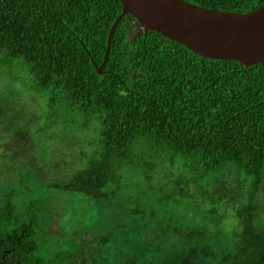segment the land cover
Segmentation results:
<instances>
[{
  "label": "trees",
  "instance_id": "trees-1",
  "mask_svg": "<svg viewBox=\"0 0 264 264\" xmlns=\"http://www.w3.org/2000/svg\"><path fill=\"white\" fill-rule=\"evenodd\" d=\"M187 1L235 12L264 3ZM121 11L120 0H0V67L11 76L15 64L25 67L28 87L45 99L47 127L95 133L82 176L50 187L102 200L108 197L105 188L115 194L128 169L167 200L227 203L238 223L221 261L264 264V62L245 66L196 54L159 32L137 30L138 22L125 14L99 73L109 30ZM25 163L28 177L42 186L44 169L37 172ZM55 192L19 209L12 192L0 200V264L71 259L72 251L62 250L47 260L39 256L59 211L56 202L64 197ZM157 224L163 233L177 231L160 219ZM184 234L178 244L187 247L199 232ZM153 235L155 241L160 237ZM201 255L219 258L207 250Z\"/></svg>",
  "mask_w": 264,
  "mask_h": 264
},
{
  "label": "rangeland",
  "instance_id": "rangeland-1",
  "mask_svg": "<svg viewBox=\"0 0 264 264\" xmlns=\"http://www.w3.org/2000/svg\"><path fill=\"white\" fill-rule=\"evenodd\" d=\"M12 75L0 67V200L12 192V203L19 209L33 197L44 198L45 192L64 196L56 202L59 211L52 217V233L46 236L41 258L47 260L62 250L73 253L65 264H225L220 258L230 252L238 223L227 203L185 205L167 200L128 169L122 171L115 194L105 188L108 197L102 200L53 190L51 182H73L82 176L90 164L95 133L60 124L47 127L45 99L28 87L25 67L15 64ZM26 160L37 172L44 169L42 186L28 177ZM261 196L264 204V191ZM136 209L141 213L132 212ZM159 219L177 231L161 232ZM42 220L44 225L50 222L47 216ZM189 229L199 234L183 247L178 243ZM151 232L165 243H155ZM203 250L216 252L219 258H204Z\"/></svg>",
  "mask_w": 264,
  "mask_h": 264
},
{
  "label": "water",
  "instance_id": "water-1",
  "mask_svg": "<svg viewBox=\"0 0 264 264\" xmlns=\"http://www.w3.org/2000/svg\"><path fill=\"white\" fill-rule=\"evenodd\" d=\"M122 11L113 22L102 63L103 72L116 27L125 14L143 31L154 30L192 52L215 59H232L245 66L264 62V3L235 12L205 7L187 0H120Z\"/></svg>",
  "mask_w": 264,
  "mask_h": 264
}]
</instances>
